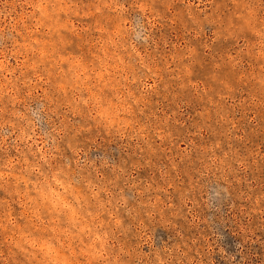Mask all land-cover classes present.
Here are the masks:
<instances>
[{
  "label": "rangeland",
  "instance_id": "1",
  "mask_svg": "<svg viewBox=\"0 0 264 264\" xmlns=\"http://www.w3.org/2000/svg\"><path fill=\"white\" fill-rule=\"evenodd\" d=\"M0 264H264V0H0Z\"/></svg>",
  "mask_w": 264,
  "mask_h": 264
}]
</instances>
